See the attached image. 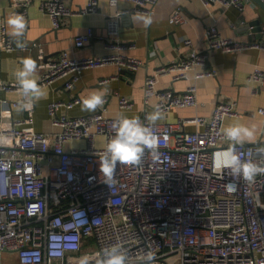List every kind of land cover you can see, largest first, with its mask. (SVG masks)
I'll list each match as a JSON object with an SVG mask.
<instances>
[{
  "label": "built area",
  "instance_id": "built-area-1",
  "mask_svg": "<svg viewBox=\"0 0 264 264\" xmlns=\"http://www.w3.org/2000/svg\"><path fill=\"white\" fill-rule=\"evenodd\" d=\"M120 1L109 2L106 55L74 59L63 52L57 61L46 62L41 44L23 40L26 47L17 48L4 25L0 50L25 53L38 49L40 67L46 69L38 82L42 88L66 79V88L72 90L83 71L110 65L136 72L145 62L123 54L127 45L120 39L121 19L129 13L150 15L159 0H125L133 5L128 11L120 9ZM200 1L243 12L246 0ZM33 2L11 0L10 7L26 20ZM40 9L58 30L66 18L98 13L99 0H87L79 12L63 0L44 1ZM187 22L181 8L170 19L174 26ZM93 37V30L78 36L75 48H84ZM206 43L201 52L191 40L182 41L185 56L147 76L145 103L156 99L162 113L195 107V86L180 95L158 90V79L171 76L177 82L195 70H199L198 79L213 77L216 72L205 69L211 55L264 50L257 42L224 38L216 26L207 31ZM109 82L105 79L100 85ZM249 82L264 87V70L256 67ZM0 91L20 96L1 101L0 264H8L5 259L14 264H79L81 256L92 257L112 245L122 246L129 264H140L139 257L149 251L155 254V264H264V174L246 181L242 175H233L230 168L215 167L217 154L233 143L226 138L223 123L226 118L238 117L234 104H219L210 121L196 117L178 124L150 125L146 116L139 118L156 137L155 152L145 149L135 165L118 163L105 183L98 157L115 136L111 125L117 119L105 108L109 93L98 112L85 116L67 114L81 105V98L51 103L49 113L57 131L44 134L35 129V102L31 109L23 110V118H14L21 100L17 81H0ZM119 108L131 109L132 104L119 97ZM259 113L264 117V108ZM186 124L203 129L185 132ZM235 148L242 161L264 166V145L236 144ZM79 210L87 216L83 225Z\"/></svg>",
  "mask_w": 264,
  "mask_h": 264
},
{
  "label": "crops",
  "instance_id": "crops-1",
  "mask_svg": "<svg viewBox=\"0 0 264 264\" xmlns=\"http://www.w3.org/2000/svg\"><path fill=\"white\" fill-rule=\"evenodd\" d=\"M47 0H34L29 8L26 28L20 40L28 44H41L46 62L57 61L61 53L68 52L71 58L82 59L99 57L108 54L105 48L107 41V18L110 0H99V12L96 14H79L62 21L58 30L53 29L51 18L44 14L40 5ZM74 12L83 10L87 0H63ZM11 0H0V38L3 25L11 36L12 29L7 20L15 13L10 7ZM133 5L128 1H120V9L128 11ZM181 8L188 22L174 26L170 19L176 9ZM151 18V24L145 25L143 18ZM260 22L262 32H253L250 25ZM211 26H216L224 38L236 39L244 43L257 42L264 45V10L253 0L245 1V9L240 12L236 8H225L219 5L206 6L200 0H159L150 15L125 14L121 19L120 39L127 45L123 54L145 62L143 68L136 72L121 70L110 65L100 69L85 70L75 88H66V79H61L52 85L42 88L45 96L36 101L35 129L39 133L52 134L57 131L53 127L49 113V105L53 102H68L93 90L101 88L102 80H110L105 86L110 95L106 105L108 115L118 118L123 115L128 118H141L152 113L156 99L145 103L144 85L147 76L153 75L162 65L178 61L185 56L186 49L182 41L189 39L201 52L206 48V33ZM94 31L92 40L82 49L75 48V39L83 34ZM13 37V36H11ZM14 38V37H13ZM15 40L17 38H14ZM24 57H31L37 63L34 78L38 82L46 74V69L40 67L39 50L32 49L25 53L5 52L0 50V81H16L15 73L22 68L20 63ZM256 67L264 70V50L252 48L237 53H219L211 55L206 70L216 72V76L203 79L196 78L199 70L191 71L189 77L181 81H173L171 76L158 79L157 89L171 90L184 95L190 87L197 88L198 105L192 108H175L169 113H162L163 119L156 124H178L182 120L205 118L210 121L215 108L219 104H234L238 113L236 118H226L223 127H246L252 131L251 138H246L243 145H264V117L259 113L264 108V87H258L249 82V76ZM19 94L0 91L2 100H17ZM119 97H125L132 104L131 109L119 108ZM79 105L67 111L70 117H79L99 111H82ZM1 111V107H0ZM66 113V112H64ZM24 112L14 111V118H23ZM199 125L186 124L185 132L202 130ZM224 144V143H222Z\"/></svg>",
  "mask_w": 264,
  "mask_h": 264
},
{
  "label": "clouds",
  "instance_id": "clouds-1",
  "mask_svg": "<svg viewBox=\"0 0 264 264\" xmlns=\"http://www.w3.org/2000/svg\"><path fill=\"white\" fill-rule=\"evenodd\" d=\"M143 18V17H141ZM144 24L150 25L151 18H143ZM7 24L12 29L11 36L15 40L17 48L23 50L26 44L19 38L24 35L26 28L25 18L22 14H14L7 20ZM20 63L22 68L15 73L18 88L21 92V100L18 103L17 110H29L34 106V102L39 101L45 96V92L38 84V79L34 78L37 72V63L31 57H24ZM108 88L101 85L99 90H93L86 96H81V110L94 112L105 103V96ZM0 107H3L0 102ZM6 111V108H3ZM150 125H155L158 120L163 119L159 106L146 116ZM115 131V136L107 144L106 149L99 154V171L103 173L107 180H110L117 168V164L135 165L138 164L144 155L145 149L155 152L156 137L153 135L150 127L142 124L139 118H128L123 115L115 119L111 125ZM226 138L233 142L229 148L218 153L215 167L217 170L222 167L231 169L233 175H242L246 181H251L256 174H264V166L253 163L251 160L242 161L236 154V144H243L246 138H251L252 131L246 127H229L225 130ZM2 142V140H0ZM264 152V149H261ZM224 159L221 160L220 157ZM229 190H233L229 186ZM81 225L87 223V216L83 210L77 213ZM155 254L151 251L144 253L139 257L140 264H155ZM94 260L95 264H129L127 252L120 245H112L105 248L100 253L90 257L85 254L79 258V264H90Z\"/></svg>",
  "mask_w": 264,
  "mask_h": 264
},
{
  "label": "water",
  "instance_id": "water-1",
  "mask_svg": "<svg viewBox=\"0 0 264 264\" xmlns=\"http://www.w3.org/2000/svg\"><path fill=\"white\" fill-rule=\"evenodd\" d=\"M253 1L256 2L264 10V2L263 1H261V0H253ZM250 27H252L253 32H254V30H255L256 33L262 32V28L260 26V22L259 21H256L255 23H252L250 25ZM246 146H250V145H246Z\"/></svg>",
  "mask_w": 264,
  "mask_h": 264
},
{
  "label": "rangeland",
  "instance_id": "rangeland-1",
  "mask_svg": "<svg viewBox=\"0 0 264 264\" xmlns=\"http://www.w3.org/2000/svg\"><path fill=\"white\" fill-rule=\"evenodd\" d=\"M5 263H8V264H14L13 262H11V261H7V259H5V261H4Z\"/></svg>",
  "mask_w": 264,
  "mask_h": 264
}]
</instances>
